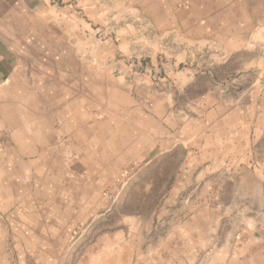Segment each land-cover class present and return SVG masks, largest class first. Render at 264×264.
I'll use <instances>...</instances> for the list:
<instances>
[{"label": "crops", "instance_id": "1", "mask_svg": "<svg viewBox=\"0 0 264 264\" xmlns=\"http://www.w3.org/2000/svg\"><path fill=\"white\" fill-rule=\"evenodd\" d=\"M261 29L264 0H0V264H202L196 213L168 205L244 172L228 94L255 61L230 64ZM207 30L220 55L200 89L183 63ZM179 149L197 159L159 211H122L154 201V180L144 198L107 195Z\"/></svg>", "mask_w": 264, "mask_h": 264}, {"label": "rangeland", "instance_id": "2", "mask_svg": "<svg viewBox=\"0 0 264 264\" xmlns=\"http://www.w3.org/2000/svg\"><path fill=\"white\" fill-rule=\"evenodd\" d=\"M76 11L83 17L81 9ZM207 32V36L211 37L210 30ZM259 33L260 37H255L259 46L255 49L250 47L255 51L237 54L230 64V68L236 71L242 63L245 65L247 60L255 61V65L249 68L248 76L241 79L242 85H236V80L233 92L228 94L231 100L228 104L239 105L238 108L227 110L234 114L232 134L249 137L243 142L239 152L240 167H244V172L238 170L232 173H214L212 181L216 187L195 190L193 197H196V202L193 203V199L188 203L183 202L191 197V190L185 189L180 194L182 202L168 205L183 215L186 222L191 214L196 213L195 220L189 224L201 232L202 264H264V29ZM209 37L205 39L206 43L197 47L195 57H190L191 53L188 52L183 63L185 67L191 63L195 65L202 77L199 81L200 89L207 87L208 78L205 77L213 71L215 58L220 55L217 46L211 41L212 37ZM231 78H237L236 72ZM242 123L243 125L237 127V124ZM195 159V153L189 155L187 150L179 149L174 156L156 160L154 163L158 164V167L147 173H139L141 165L133 163L124 168L115 180V189L111 187L106 193L111 197L121 193L120 197L125 195L134 200L144 198L149 193L144 183L154 180L157 185L154 192L149 194L151 200L155 198L154 201L148 204L134 202L122 205V211L133 210L147 214L159 211L162 205L157 203L163 195L172 191L163 189L162 184L168 181L171 186L177 166L183 161L190 163ZM246 170H252L254 173H247Z\"/></svg>", "mask_w": 264, "mask_h": 264}, {"label": "built area", "instance_id": "3", "mask_svg": "<svg viewBox=\"0 0 264 264\" xmlns=\"http://www.w3.org/2000/svg\"><path fill=\"white\" fill-rule=\"evenodd\" d=\"M7 220H6V217H5V215L0 211V223H4V222H6Z\"/></svg>", "mask_w": 264, "mask_h": 264}]
</instances>
